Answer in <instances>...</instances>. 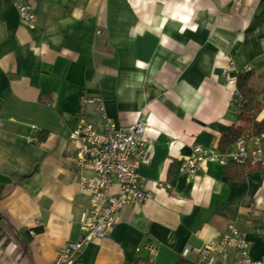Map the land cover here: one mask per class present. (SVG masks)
<instances>
[{"label":"crops","instance_id":"0c3cea01","mask_svg":"<svg viewBox=\"0 0 264 264\" xmlns=\"http://www.w3.org/2000/svg\"><path fill=\"white\" fill-rule=\"evenodd\" d=\"M24 1L34 28L15 0H0V264H55L82 234L89 197L80 179L90 172L76 165L69 135L84 95L103 96L120 125L146 123L139 169L153 197L126 206L76 264L193 260L231 224L264 260L263 168L245 180L230 179L220 161L203 162L192 179L182 169L195 144L220 151L238 121L221 73L230 58L252 66L250 86L264 88V0ZM85 115L103 127L92 107Z\"/></svg>","mask_w":264,"mask_h":264},{"label":"built area","instance_id":"2783aa9c","mask_svg":"<svg viewBox=\"0 0 264 264\" xmlns=\"http://www.w3.org/2000/svg\"><path fill=\"white\" fill-rule=\"evenodd\" d=\"M15 4L22 22L34 28L38 17L31 3L15 0ZM251 68L250 65L239 67L230 58L221 69L224 83L234 89L230 108L236 114L240 112L241 102L238 75ZM82 106L69 139L76 150V165L90 172V175H82L80 179L81 192L88 195L89 205L80 223L82 234L59 249L55 264H76L89 242L105 237L122 220V211L126 206L144 203L153 196V192L146 187V177L139 169L150 144L146 123L138 120L130 125L118 124L108 115L106 101L101 95H84ZM87 107H92L102 117L103 127L98 128L86 117ZM263 139L264 130L257 135L242 136L223 153L213 146L195 144L182 169L192 179L205 161L226 163L229 160H250L264 168ZM34 234L35 231H29L30 236ZM144 248L151 254L157 252L153 241H148ZM250 252V241L240 228L231 224L220 238L195 249L193 260L198 264H211L213 256H216V264H264V260H254Z\"/></svg>","mask_w":264,"mask_h":264},{"label":"trees","instance_id":"16d2710c","mask_svg":"<svg viewBox=\"0 0 264 264\" xmlns=\"http://www.w3.org/2000/svg\"><path fill=\"white\" fill-rule=\"evenodd\" d=\"M251 71V70H250ZM246 71L240 73L238 78V91L241 102L239 105L240 112L237 114L238 121L232 125L228 132L221 136L219 140V149L223 153L227 148L235 144L242 136L257 135L264 129V118H260L261 111L264 107V88L255 89L250 86L249 82L252 72ZM225 164V173L230 179L245 180L249 172L261 169L259 163H253L250 160L243 162L229 160ZM29 234V231L27 232ZM175 264H198L191 260L190 257L180 255Z\"/></svg>","mask_w":264,"mask_h":264},{"label":"rangeland","instance_id":"374dc122","mask_svg":"<svg viewBox=\"0 0 264 264\" xmlns=\"http://www.w3.org/2000/svg\"><path fill=\"white\" fill-rule=\"evenodd\" d=\"M238 85V84H237ZM264 130V129H263ZM262 130V131H263ZM69 141H70V139H69ZM263 142V141H262ZM261 145H262V147H263V144L261 143ZM263 149H264V147H263ZM205 162H207V161H205ZM211 162V161H210ZM261 165V164H260ZM262 166V165H261ZM263 168V167H262ZM263 170H264V168H263ZM81 190V189H80ZM84 193V192H83ZM85 194V193H84ZM87 195V194H86ZM153 197V196H152ZM84 216V215H83ZM230 226V225H229ZM246 236V235H245ZM101 239V238H100ZM248 239V238H247ZM96 240V239H95Z\"/></svg>","mask_w":264,"mask_h":264}]
</instances>
